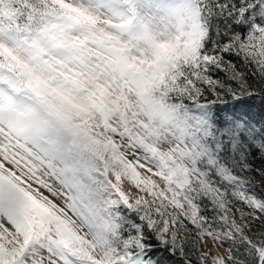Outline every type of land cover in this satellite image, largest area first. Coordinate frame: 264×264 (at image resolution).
Instances as JSON below:
<instances>
[{"label": "snow or ice", "instance_id": "6c2138e0", "mask_svg": "<svg viewBox=\"0 0 264 264\" xmlns=\"http://www.w3.org/2000/svg\"><path fill=\"white\" fill-rule=\"evenodd\" d=\"M257 158L264 0H0V264H264Z\"/></svg>", "mask_w": 264, "mask_h": 264}, {"label": "trees", "instance_id": "16d2710c", "mask_svg": "<svg viewBox=\"0 0 264 264\" xmlns=\"http://www.w3.org/2000/svg\"><path fill=\"white\" fill-rule=\"evenodd\" d=\"M252 111H253L254 114H259V113L262 111V107H261L259 101H256V102H255V104H254V106H253V108H252ZM253 163H254V165H255L256 167L264 166V165L261 164V161H260V159H258V158L255 159V160L253 161ZM262 187H264V185H262ZM252 227H253L254 229H257V230H264V225H262L260 221H252Z\"/></svg>", "mask_w": 264, "mask_h": 264}, {"label": "rangeland", "instance_id": "374dc122", "mask_svg": "<svg viewBox=\"0 0 264 264\" xmlns=\"http://www.w3.org/2000/svg\"><path fill=\"white\" fill-rule=\"evenodd\" d=\"M253 176H255V178L257 179V180H260V177L258 176V175H256L255 173H253ZM239 216V213H237V217ZM238 222H241V221H239V219H238Z\"/></svg>", "mask_w": 264, "mask_h": 264}, {"label": "bare ground", "instance_id": "6f19581e", "mask_svg": "<svg viewBox=\"0 0 264 264\" xmlns=\"http://www.w3.org/2000/svg\"><path fill=\"white\" fill-rule=\"evenodd\" d=\"M221 252H224V249L223 248L221 249Z\"/></svg>", "mask_w": 264, "mask_h": 264}]
</instances>
